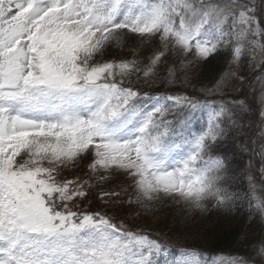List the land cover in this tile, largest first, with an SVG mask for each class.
<instances>
[{
	"label": "snow or ice",
	"instance_id": "snow-or-ice-1",
	"mask_svg": "<svg viewBox=\"0 0 264 264\" xmlns=\"http://www.w3.org/2000/svg\"><path fill=\"white\" fill-rule=\"evenodd\" d=\"M238 175L264 225V0H0V264H264L135 226Z\"/></svg>",
	"mask_w": 264,
	"mask_h": 264
},
{
	"label": "rangeland",
	"instance_id": "rangeland-1",
	"mask_svg": "<svg viewBox=\"0 0 264 264\" xmlns=\"http://www.w3.org/2000/svg\"><path fill=\"white\" fill-rule=\"evenodd\" d=\"M129 43H131V41H129ZM249 102H251V97H249ZM254 107L256 108L255 105ZM235 179H237V177ZM232 181L233 179H229L225 186L228 187ZM95 206L98 208L97 204ZM222 210H219L220 215L218 213L213 215L207 214V211L188 213L182 211L180 206L169 202L154 209V214H146L142 212L141 215L144 218L137 219L135 226L146 231H151L153 235H158L161 232L170 233L171 240H169L168 243L174 245L199 247L204 250H210V245L208 244L209 236L214 234L216 232L215 230L218 228L228 224H234L233 222L235 221V219L228 220L229 218L222 216V213H228L229 209L222 208ZM255 227L258 228V226H251V228ZM251 228L249 227L248 229H245L242 227L240 235L242 236L247 233L250 240L264 236V225L256 235L252 234V231L254 230ZM244 244L245 242L242 236L240 243L238 245H233L229 251L242 252L245 255L248 246Z\"/></svg>",
	"mask_w": 264,
	"mask_h": 264
},
{
	"label": "trees",
	"instance_id": "trees-1",
	"mask_svg": "<svg viewBox=\"0 0 264 264\" xmlns=\"http://www.w3.org/2000/svg\"><path fill=\"white\" fill-rule=\"evenodd\" d=\"M220 64L221 62L217 60L199 67L198 71L193 75V81L197 83L211 82L217 75ZM245 221L244 218H238L233 225L222 226L215 230L216 232L209 236L208 244L210 245V249L229 250L233 245H238L243 236L240 235V230H242V227L248 229L250 226L247 225ZM244 245H246V243Z\"/></svg>",
	"mask_w": 264,
	"mask_h": 264
}]
</instances>
